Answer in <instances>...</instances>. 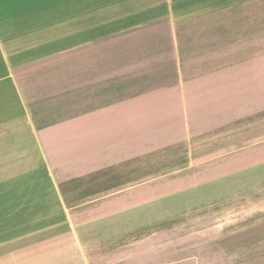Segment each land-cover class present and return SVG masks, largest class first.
Returning a JSON list of instances; mask_svg holds the SVG:
<instances>
[{
    "label": "crops",
    "instance_id": "crops-1",
    "mask_svg": "<svg viewBox=\"0 0 264 264\" xmlns=\"http://www.w3.org/2000/svg\"><path fill=\"white\" fill-rule=\"evenodd\" d=\"M261 3L0 0V264L208 260L183 212L264 185Z\"/></svg>",
    "mask_w": 264,
    "mask_h": 264
},
{
    "label": "rangeland",
    "instance_id": "rangeland-1",
    "mask_svg": "<svg viewBox=\"0 0 264 264\" xmlns=\"http://www.w3.org/2000/svg\"><path fill=\"white\" fill-rule=\"evenodd\" d=\"M260 9L261 22L253 26V28L257 27V35L253 34L252 40L247 42H254L256 37L257 42H262L263 49L241 52L242 58H264V0ZM245 10L246 15L253 18L254 6H249ZM245 25L249 28L250 20H246ZM77 69V67H53L52 72L49 73L75 75L78 73ZM247 192V194L245 192L239 195V198L238 195L235 197V194L230 195L232 201L229 209L228 207L223 209V205H215L217 210L204 211L211 215L201 220H191V214L197 210L183 212L186 213L183 234H197L195 236L199 241L194 243L195 248L204 253L208 259L200 260L199 264H206V262L209 264H264V185L258 191L250 188ZM195 197L184 193L167 199V202L172 204L175 210L182 203L185 205L196 202V198L200 200L209 198L208 196ZM224 197L227 196L215 194L210 200L219 204L224 201ZM212 257L214 260H211Z\"/></svg>",
    "mask_w": 264,
    "mask_h": 264
}]
</instances>
